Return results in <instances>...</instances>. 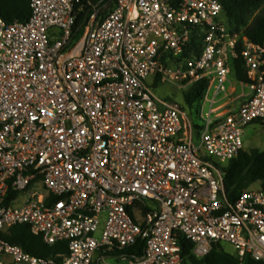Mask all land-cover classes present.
Masks as SVG:
<instances>
[{"label": "built area", "instance_id": "2783aa9c", "mask_svg": "<svg viewBox=\"0 0 264 264\" xmlns=\"http://www.w3.org/2000/svg\"><path fill=\"white\" fill-rule=\"evenodd\" d=\"M30 1L26 22L0 16V232L28 225L68 252L0 237V264H185L181 238L199 260L228 243L264 262V189L232 203L223 170L264 123V47L229 29L220 0ZM239 44L253 95L222 115ZM203 80L193 129L155 86Z\"/></svg>", "mask_w": 264, "mask_h": 264}, {"label": "trees", "instance_id": "16d2710c", "mask_svg": "<svg viewBox=\"0 0 264 264\" xmlns=\"http://www.w3.org/2000/svg\"><path fill=\"white\" fill-rule=\"evenodd\" d=\"M100 0H94L97 3ZM223 6V17L233 33L242 34L254 44L264 47V0H220ZM86 4V1H83ZM31 15L30 0H0V16L9 24L26 22ZM83 24V18L78 20V26ZM203 36L192 39L186 56L201 54ZM264 70V67H263ZM233 75L242 84H251V79L245 69L241 57L240 44L237 46V58L233 61ZM207 80L194 84L185 94V102L191 110V120L196 128L199 127L198 112L204 94L208 88ZM254 123L264 124L261 121ZM224 185L230 202H236L245 190L258 185L264 189V150H242L237 158L224 167ZM3 241L21 247L26 253L40 259H56L59 253L67 254L68 244L60 242L53 246L44 243L42 237L32 233L28 225H17L7 231L0 232ZM182 258L185 264H264L251 257L243 261L226 253L221 245L215 246L203 259H197L193 253V244L186 238L180 239ZM145 242L139 241L128 251V256L140 258L144 254Z\"/></svg>", "mask_w": 264, "mask_h": 264}, {"label": "rangeland", "instance_id": "374dc122", "mask_svg": "<svg viewBox=\"0 0 264 264\" xmlns=\"http://www.w3.org/2000/svg\"><path fill=\"white\" fill-rule=\"evenodd\" d=\"M243 87L245 89L247 88L245 86ZM188 90L189 89L186 88L179 89L176 86L168 83H163L155 86V93L157 94V96L176 106H180L184 109L188 108L189 110H191V108H189L185 102V94L188 92ZM252 95L253 93L250 96H242L240 98L241 103L243 104L248 101V99H250ZM190 122L193 126L192 128L196 129L194 121L191 120V118ZM199 123L201 122L199 121ZM195 136H197V133H195ZM195 141L197 142L196 138ZM243 142L245 151H250L253 149L264 150V124L253 123L245 127L243 132ZM253 187L258 188L259 186L255 185ZM221 247L226 253L235 256V250L230 244L223 243L221 244ZM110 263L115 264V261L110 260ZM121 264H128V262H122Z\"/></svg>", "mask_w": 264, "mask_h": 264}, {"label": "crops", "instance_id": "0c3cea01", "mask_svg": "<svg viewBox=\"0 0 264 264\" xmlns=\"http://www.w3.org/2000/svg\"><path fill=\"white\" fill-rule=\"evenodd\" d=\"M230 93H231L230 98L226 102L221 103L222 105L219 108L223 107V109L219 112V114H222V115L226 114L231 109L238 108L241 105H243L244 103L243 104L241 103L240 98L242 96H247V95L250 96L252 94V91L250 89H247V88L245 89L241 85V83H239L235 79V77L233 75L232 87H231Z\"/></svg>", "mask_w": 264, "mask_h": 264}]
</instances>
